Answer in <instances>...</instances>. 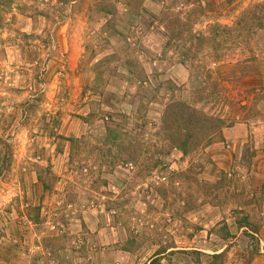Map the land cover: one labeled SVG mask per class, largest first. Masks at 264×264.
Instances as JSON below:
<instances>
[{"label":"rangeland","instance_id":"obj_1","mask_svg":"<svg viewBox=\"0 0 264 264\" xmlns=\"http://www.w3.org/2000/svg\"><path fill=\"white\" fill-rule=\"evenodd\" d=\"M263 150L264 0H0V264H264Z\"/></svg>","mask_w":264,"mask_h":264},{"label":"crops","instance_id":"obj_2","mask_svg":"<svg viewBox=\"0 0 264 264\" xmlns=\"http://www.w3.org/2000/svg\"><path fill=\"white\" fill-rule=\"evenodd\" d=\"M245 132L246 135L249 133V130H247V126L243 123H236L231 127H226L223 129V137L226 141H235L236 137L239 134L243 137L245 135ZM262 156H264V150L260 151L256 158H261Z\"/></svg>","mask_w":264,"mask_h":264},{"label":"trees","instance_id":"obj_3","mask_svg":"<svg viewBox=\"0 0 264 264\" xmlns=\"http://www.w3.org/2000/svg\"><path fill=\"white\" fill-rule=\"evenodd\" d=\"M242 226H245V225L240 224V227H242ZM250 230L253 231V232H255L256 229H255L254 226H253L252 229L250 228ZM221 256H222V252H217V253H213V254H212L213 260H217V259L220 258ZM153 261H154V259H152V260L150 261L149 264H152ZM249 261H250L249 259L244 258L242 264H248ZM210 264H213V262H210Z\"/></svg>","mask_w":264,"mask_h":264},{"label":"built area","instance_id":"obj_4","mask_svg":"<svg viewBox=\"0 0 264 264\" xmlns=\"http://www.w3.org/2000/svg\"><path fill=\"white\" fill-rule=\"evenodd\" d=\"M129 167L130 168H132V164L131 163H129ZM157 178H160L159 176H157ZM166 177L165 176H163V177H161L160 179H162V180H164Z\"/></svg>","mask_w":264,"mask_h":264}]
</instances>
